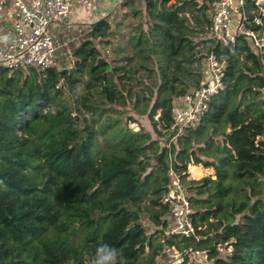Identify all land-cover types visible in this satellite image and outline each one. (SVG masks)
I'll list each match as a JSON object with an SVG mask.
<instances>
[{
	"label": "trees",
	"instance_id": "obj_1",
	"mask_svg": "<svg viewBox=\"0 0 264 264\" xmlns=\"http://www.w3.org/2000/svg\"><path fill=\"white\" fill-rule=\"evenodd\" d=\"M213 1L122 0L138 17L128 34L111 40L119 22L95 20L71 69L0 65V264H96L104 244L117 250L116 264H196L170 261L164 246L205 250L210 264H264L262 60L241 35L227 46L195 40ZM97 41L112 43V54ZM210 51L225 61L222 88L174 136V102L200 85ZM140 99L150 129L134 131L126 120L140 122L122 121L112 105L136 108ZM190 164L215 177L187 179ZM170 169L193 209L194 235L168 233ZM218 241L231 252L219 254Z\"/></svg>",
	"mask_w": 264,
	"mask_h": 264
},
{
	"label": "built area",
	"instance_id": "obj_2",
	"mask_svg": "<svg viewBox=\"0 0 264 264\" xmlns=\"http://www.w3.org/2000/svg\"><path fill=\"white\" fill-rule=\"evenodd\" d=\"M98 0H0V12L10 20L12 37L0 45V65L7 68L33 67L36 69L56 68L69 70L74 65L73 50L65 49V61L56 54V47L49 33V27L65 22L73 5L88 8ZM214 0L209 25L205 27L206 37L223 46L234 43L238 35L243 36L254 53L262 60L264 75V0ZM225 61L210 51L202 60L200 85L186 96L187 106L173 107V121L170 129L174 136L187 128L194 127L205 112L211 97L222 88ZM264 93V84L261 88ZM188 172V171H187ZM172 175L169 190L162 201L168 204L173 225L168 233L182 236L194 235L193 209L179 176ZM216 251L227 255L232 250L229 242L218 241ZM162 253L172 262L180 263L185 257L188 262L209 264L205 250L188 248L184 251L164 246Z\"/></svg>",
	"mask_w": 264,
	"mask_h": 264
},
{
	"label": "rangeland",
	"instance_id": "obj_3",
	"mask_svg": "<svg viewBox=\"0 0 264 264\" xmlns=\"http://www.w3.org/2000/svg\"><path fill=\"white\" fill-rule=\"evenodd\" d=\"M122 0H119L117 4H115V0H98L96 1V3L92 4V7H94V10H103V15L101 16H96L97 18H95V20L105 16L108 14L109 18H113L115 22H119V25L117 27V32L113 33L110 35V39H116V38H119V37H125L127 34H128V31L130 29V25L127 23L128 20L130 21H133V22H136L138 20V17H131L129 16L128 14V8L126 7H118L119 6V3L121 2ZM95 13V12H94ZM95 20H92L93 22ZM92 21L90 22V24L92 23ZM82 25V24H81ZM80 26V25H79ZM83 26V25H82ZM86 27V26H85ZM196 37H195V40H198V39H203V38H206V34L204 32L202 33H199V32H196L195 33ZM96 45L98 46V48L101 49V51L103 52V54L107 55V56H110L112 54V43H105V42H98L96 43ZM206 48V44H199L197 46V49H201V50H204ZM148 82H150L151 84H155L156 83V78H155V75L154 74H151L149 76V78L147 79ZM144 87V85H142ZM133 91H137L139 93V87L138 86H133ZM134 95L135 94H131L130 96V99H134ZM137 96L141 97L142 94H136ZM154 95V94H152ZM128 99V102L129 100ZM179 99V98H178ZM176 99V100H178ZM126 103L127 105L126 106H120V105H112L113 108H115V110H118V111H124V113L122 114V121H125L127 116L130 115L132 116L133 118L137 119L140 123H137V122H132L130 120H126L127 121V126L129 128H132L134 131H137L139 129V126H144L146 128H149L148 125H147V122L145 121V114H141L140 112H138L139 110H141L143 108V105H144V99H140L137 103H136V108H132V105L131 103ZM113 115H115V112H112ZM159 114V111H157L156 113V117L158 116ZM88 116V115H86ZM78 119L80 120V117L77 115ZM150 129V128H149ZM210 130V127L207 128L206 131ZM228 130V129H226ZM99 139V142L102 143V140L100 137H98ZM209 144L213 143V141L216 139L214 136H209ZM190 165H195V164H190ZM199 166H201L203 169H205V173L199 177V178H193L191 175H190V172H189V166H188V169H187V179H200L204 176H211L212 178H214V170L212 167H203L201 164H197ZM145 204L148 203L147 199L144 200ZM147 215L143 214L142 215V222L147 226V228L149 230H153L154 229V226L153 224L147 219L146 217ZM171 220V218H170Z\"/></svg>",
	"mask_w": 264,
	"mask_h": 264
},
{
	"label": "crops",
	"instance_id": "obj_4",
	"mask_svg": "<svg viewBox=\"0 0 264 264\" xmlns=\"http://www.w3.org/2000/svg\"><path fill=\"white\" fill-rule=\"evenodd\" d=\"M119 0H115V4ZM96 3V2H94ZM92 3V4H94ZM92 4L85 9L78 8L73 5L69 16L65 22L61 24H54L49 27V33L53 38L56 54L60 60L65 61L64 51L66 48L74 49L90 34V22L97 18L96 16L103 15V10H94ZM213 8V5H212ZM95 12V13H94ZM93 22V21H92ZM83 26H82V25ZM80 25V26H79ZM86 26V27H85ZM12 37V27L10 20L0 12V45L6 44ZM175 107H185L187 106V99L179 98L174 102ZM190 166V165H189ZM170 227L173 225V219L170 216ZM210 264V263H209Z\"/></svg>",
	"mask_w": 264,
	"mask_h": 264
},
{
	"label": "clouds",
	"instance_id": "obj_5",
	"mask_svg": "<svg viewBox=\"0 0 264 264\" xmlns=\"http://www.w3.org/2000/svg\"><path fill=\"white\" fill-rule=\"evenodd\" d=\"M106 250V255H103L99 261L96 262V264H103V262H110V264H116L117 259V250L112 248L110 245L104 244L101 245L97 252H102Z\"/></svg>",
	"mask_w": 264,
	"mask_h": 264
},
{
	"label": "bare ground",
	"instance_id": "obj_6",
	"mask_svg": "<svg viewBox=\"0 0 264 264\" xmlns=\"http://www.w3.org/2000/svg\"><path fill=\"white\" fill-rule=\"evenodd\" d=\"M189 172L193 178H199L205 173V169L199 165H190Z\"/></svg>",
	"mask_w": 264,
	"mask_h": 264
},
{
	"label": "water",
	"instance_id": "obj_7",
	"mask_svg": "<svg viewBox=\"0 0 264 264\" xmlns=\"http://www.w3.org/2000/svg\"><path fill=\"white\" fill-rule=\"evenodd\" d=\"M75 119L78 120V117L75 116ZM225 132L227 133L228 130H226ZM209 141H210L209 139H206L205 142H204V145H205V146L208 145V144H209Z\"/></svg>",
	"mask_w": 264,
	"mask_h": 264
}]
</instances>
